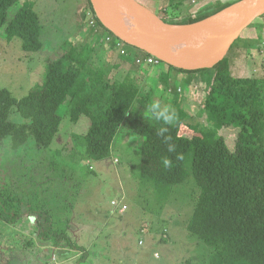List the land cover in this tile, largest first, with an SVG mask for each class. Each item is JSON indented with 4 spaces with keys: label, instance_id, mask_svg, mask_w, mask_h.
Returning <instances> with one entry per match:
<instances>
[{
    "label": "rangeland",
    "instance_id": "1",
    "mask_svg": "<svg viewBox=\"0 0 264 264\" xmlns=\"http://www.w3.org/2000/svg\"><path fill=\"white\" fill-rule=\"evenodd\" d=\"M26 1L40 15L43 47L37 52L25 51L19 37L9 41L1 29L0 88L23 98L43 82L50 59L72 43H88L93 47L91 66L103 70L107 79L140 80L141 93L151 89L147 96L150 106L159 104L157 110H162L177 103L187 114L186 123L202 128L209 125L200 104L206 81L199 75L175 69L162 73V64L142 77L133 74L131 66L120 64L122 59L113 54L107 37L113 42L116 36L105 29L99 32L101 26L87 0ZM139 1L160 18L178 20L214 12L220 4L239 0ZM20 5L9 10L10 17ZM249 38L252 40L246 41ZM236 42L227 54L231 73L264 79V19H256ZM89 53L87 47L84 56ZM162 74L169 81L167 87L161 82ZM148 75L158 77L148 83ZM59 112L60 130L49 147L37 146L32 136L18 147L11 136L0 140V193L9 195L21 214L14 223L0 219V264L10 260L13 264H209L212 249L187 230L198 195L193 177L174 186L165 201L160 200L152 189L143 187L135 169L141 158L138 136L116 138L107 158L93 160L77 139L89 129L90 118L84 115L71 120L68 101ZM10 119L28 121L16 109L10 112ZM237 132L233 127L220 130L231 147ZM40 211L49 212L46 221L68 233L82 249L65 240L56 246L53 237L39 238L34 216Z\"/></svg>",
    "mask_w": 264,
    "mask_h": 264
},
{
    "label": "trees",
    "instance_id": "2",
    "mask_svg": "<svg viewBox=\"0 0 264 264\" xmlns=\"http://www.w3.org/2000/svg\"><path fill=\"white\" fill-rule=\"evenodd\" d=\"M87 2L101 26L99 32L108 30L97 17L91 0ZM20 3L10 17L9 10ZM232 3L220 4L216 11L196 17L162 19L174 24L193 23ZM260 18L264 19V15ZM1 29L9 41L19 37L25 51L37 52L43 47L40 15L26 0H0ZM110 46L113 54L122 59L120 64L131 66L133 74L142 77L153 68L136 62L137 57L148 55L145 51L125 42L119 47L114 43ZM87 47L90 53L84 56ZM92 50L88 43H72L68 50L48 61L43 82L23 98L0 88V140L11 136L18 147L32 136L37 146L49 147L60 130L61 106L68 101L71 120L78 121L84 115L90 118L89 129L77 139L91 159L107 158L116 138L122 140L134 134L139 138L141 155L135 165L138 177L143 187L152 189L160 200L165 201L174 186L193 177L198 195L187 230L212 249L209 264H264V79L234 76L227 55L214 66L197 70L179 69L161 61L163 68L193 73L206 81L200 104L207 112L209 125L202 128L186 123L187 114L177 108V103L167 111L150 106L147 96L151 89L141 93L140 80L107 79L103 70L91 66ZM162 75L161 82L167 87V76ZM154 77L148 75L147 82ZM177 94L175 91L174 96ZM13 109L28 121H12ZM230 127L238 129L233 147L220 134V130ZM165 158L170 160L168 167L164 165ZM6 196L0 193V219L14 223L21 214L14 208L12 198ZM34 217L39 238L53 237L56 246L65 240L69 246L82 249L68 233L46 221L51 217L49 212L40 211Z\"/></svg>",
    "mask_w": 264,
    "mask_h": 264
},
{
    "label": "water",
    "instance_id": "3",
    "mask_svg": "<svg viewBox=\"0 0 264 264\" xmlns=\"http://www.w3.org/2000/svg\"><path fill=\"white\" fill-rule=\"evenodd\" d=\"M129 12L132 29H125L110 19L103 17L91 0L97 17L108 30L123 42L154 55L162 62L175 68L197 70L210 68L221 61L230 51L233 43L256 19L264 15V0H239L242 5L234 13L230 24L220 39L203 53L196 56L183 54L175 44L172 27L192 25L230 7L209 15L199 21L188 24L165 22L150 7L139 0H118Z\"/></svg>",
    "mask_w": 264,
    "mask_h": 264
},
{
    "label": "bare ground",
    "instance_id": "4",
    "mask_svg": "<svg viewBox=\"0 0 264 264\" xmlns=\"http://www.w3.org/2000/svg\"><path fill=\"white\" fill-rule=\"evenodd\" d=\"M98 12L117 25L132 29L129 12L118 0H94ZM242 2L192 25L173 26L175 44L183 54L196 56L214 45L226 31L236 10Z\"/></svg>",
    "mask_w": 264,
    "mask_h": 264
},
{
    "label": "built area",
    "instance_id": "5",
    "mask_svg": "<svg viewBox=\"0 0 264 264\" xmlns=\"http://www.w3.org/2000/svg\"><path fill=\"white\" fill-rule=\"evenodd\" d=\"M93 26H95V23H94ZM111 36H113V35L111 34ZM107 40L109 41L110 44L111 43L112 44L114 43V45H116L117 47H119L122 44V42H123L119 38H116V41L111 42V37L110 36L107 37ZM122 52L124 53L125 50L123 49ZM136 62L139 63V64L140 63H143V64H147L149 66H156V65H159L160 64L161 60L159 58L155 57L154 55L148 54L146 56H139V57H137L136 58Z\"/></svg>",
    "mask_w": 264,
    "mask_h": 264
},
{
    "label": "clouds",
    "instance_id": "6",
    "mask_svg": "<svg viewBox=\"0 0 264 264\" xmlns=\"http://www.w3.org/2000/svg\"><path fill=\"white\" fill-rule=\"evenodd\" d=\"M158 107H159V104L154 105V108H158ZM165 111H167V108L165 109ZM165 119L166 120H171L172 118L165 117ZM169 151H174V149L173 148H170ZM163 162H164L165 167L170 166V160L169 159L165 158Z\"/></svg>",
    "mask_w": 264,
    "mask_h": 264
},
{
    "label": "crops",
    "instance_id": "7",
    "mask_svg": "<svg viewBox=\"0 0 264 264\" xmlns=\"http://www.w3.org/2000/svg\"><path fill=\"white\" fill-rule=\"evenodd\" d=\"M122 63H123V62H122ZM125 64H126V63H125ZM152 70H153V69H151V71H152ZM162 70L165 71L166 68H162L161 71H162ZM179 74H181V73H179ZM60 245H62V244H60Z\"/></svg>",
    "mask_w": 264,
    "mask_h": 264
}]
</instances>
